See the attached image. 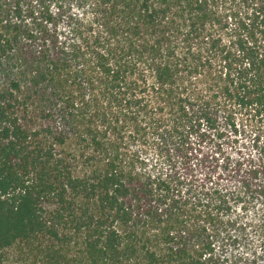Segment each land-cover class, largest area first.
<instances>
[{
    "label": "trees",
    "instance_id": "obj_1",
    "mask_svg": "<svg viewBox=\"0 0 264 264\" xmlns=\"http://www.w3.org/2000/svg\"><path fill=\"white\" fill-rule=\"evenodd\" d=\"M0 264H264V0H0Z\"/></svg>",
    "mask_w": 264,
    "mask_h": 264
}]
</instances>
